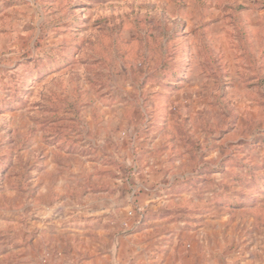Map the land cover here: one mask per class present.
<instances>
[{
  "label": "rangeland",
  "instance_id": "rangeland-1",
  "mask_svg": "<svg viewBox=\"0 0 264 264\" xmlns=\"http://www.w3.org/2000/svg\"><path fill=\"white\" fill-rule=\"evenodd\" d=\"M0 264H264V0H0Z\"/></svg>",
  "mask_w": 264,
  "mask_h": 264
}]
</instances>
